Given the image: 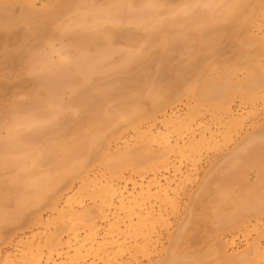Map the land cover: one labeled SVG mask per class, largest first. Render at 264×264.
<instances>
[{
    "label": "bare ground",
    "instance_id": "1",
    "mask_svg": "<svg viewBox=\"0 0 264 264\" xmlns=\"http://www.w3.org/2000/svg\"><path fill=\"white\" fill-rule=\"evenodd\" d=\"M47 1V7L45 8L47 11H44L42 16H40V8L43 9L45 6L37 8L36 4L38 0H0V12L2 13L3 11V14L9 10L12 15L14 8L18 6L16 9H19V11L17 10L19 12L18 19L13 20L15 23L11 21L12 25L3 22L5 21L3 19V21L0 20V30L4 31V33H0V49L13 45H17L16 48L18 49L26 47L33 38H38L39 31L48 29V25L52 24L54 20L62 23L60 19L64 18V15H69L73 9L78 10L77 12L79 10L85 11L86 9H90L89 11L92 13L87 16V11L85 13L79 12V15L74 20L76 22L71 20L72 16L69 19L73 22L70 26H77L78 28L76 29L80 32L78 30H72L71 32V34H74L73 38L75 37L73 40V45H75L71 46L72 48L74 47L73 55L69 51H65V47L63 46L64 50L59 55L55 51L56 58L58 56V61H55L57 63L62 61V64L61 62L58 64L52 62V55H55L52 54L54 53L52 51L54 46L51 45L52 39H49L51 41L48 43V38L46 39L47 41L43 40L42 43L44 44L42 45L44 47L49 46L48 53H38L39 61L32 63L30 74L35 76L34 83L36 88L45 92V99L39 100L36 95H32L29 100L31 109L29 111L24 109L30 114L28 116H26V111L25 113L24 111L20 113L22 109L18 103L13 104L14 102H12L11 106L9 103V106L5 109L11 125V127L9 126L11 129H8L12 131H7V136L0 138V170L2 167L15 166L19 163L16 160H11L9 158L10 155L31 154L30 152H33L34 147H36V145H33L38 142L42 143V146H39V150L38 148L36 149L39 152H36L33 159L30 156H23L24 165L34 164L37 167L42 166L43 168V165L46 164L53 166L51 167L52 170L50 168L49 170L44 169L46 172L42 170L45 173L41 170H39L40 172L37 171L36 181L32 185L26 186V189H30L28 196L22 198L20 201L25 205L49 206L50 211L56 214V218L46 224L45 231H43L44 241L41 245L40 243L34 245V238L35 236H39V233L34 236L20 238L14 246L15 253L19 258L11 254H5L3 257L0 256V264H131L128 260H134L139 253H144L143 255L145 256V254L147 255L151 251L161 248L160 232L168 230L171 225L168 215H166V207L173 208L175 206L177 186H173L174 180L170 181L164 174L168 173L170 168H172L173 161L188 160L194 153L204 148L208 149L212 145L215 146L217 144L216 137L209 127L203 126L200 122L198 123L192 116L184 118L167 116L168 118L164 117V119L159 120L156 113L163 109L164 98L169 93L168 87L161 86V88L159 86L156 90H151L146 96L151 105L149 110L139 105L127 111V114H124L126 121H136L138 124L134 127L136 145L129 149L125 147L124 149L127 150L123 154H95L100 148H104L102 145L105 144L106 140L98 136L100 125L109 123L114 126L117 121L111 122V116L102 114L103 112L100 108L103 100H94L91 89L93 87L89 83L92 82L94 76L100 73L99 67L101 64L106 63L112 55L119 53L120 56L122 55L120 49L113 47L115 45L112 39L117 35H110L109 31L104 32L102 25L106 22L110 24L112 21L113 23H117L115 20L118 19L119 21L121 17V20H123L124 17L122 15L129 13L128 17L127 14L124 16L132 22L133 26L144 30L147 34L146 30L150 32L151 29L156 28L154 23H156L155 20H159L157 18L158 14L156 15L159 5L155 6V0H151L152 4L149 1L148 3L145 1L146 4L140 1L141 5L132 10L131 14L127 11L124 13V9L122 10L121 17L119 15V18L116 19L117 15L112 18L113 16L111 17L110 14L104 12L102 8L97 7L98 9H96L94 8L95 6H90V2L89 5L88 1L85 0ZM120 1L118 0V2ZM124 1L126 5H134L132 0L131 5L129 1L123 0V5ZM159 1L161 0H157L158 4ZM197 2L200 1L197 0ZM201 2L202 4L197 3V5L199 4V9H202V12H198L197 15H199V19H203V22L211 19L214 23H222L241 18L242 25L247 28L245 33L247 37L250 39L255 38L259 53L251 60L246 58L244 61V73L249 79L247 78V81H244L243 84L240 81V85H242L240 88L243 98L248 103H254L256 99L258 101L264 99V41L262 37L258 38L254 34L255 30L260 31V28L264 25V0H201ZM133 5L132 7H134ZM177 7H175V10H177ZM183 7L185 12L182 9L181 12L189 13L186 10L191 6ZM185 7L188 8L185 9ZM75 10L72 12H75ZM108 10L111 12L112 9L109 8ZM169 10L171 11V9ZM175 10L171 11L172 14L177 13ZM117 11L118 13L121 12L120 9ZM112 12L114 13V11ZM36 14H39L40 20L32 21L34 17H37ZM108 15H110V18ZM194 20L191 22L194 23ZM19 22H22V27ZM124 22L122 21V24ZM120 23L119 21L116 25ZM65 26L70 27L69 25ZM87 26L88 29H93L94 32L92 34L86 32L91 31V29H86ZM14 27L17 28L13 29ZM75 27L63 29H66L68 32ZM18 28H24V30L20 31ZM154 32L152 31L153 34ZM186 33L188 34L187 31ZM118 37L120 38V35ZM145 37L150 41L153 35L149 36V38L148 36ZM166 39L165 36H161L160 43L163 46L169 42ZM172 39L175 40V37L168 38L170 42H173ZM147 40H145V43ZM200 40L201 38H198L197 41L200 42ZM45 44L48 46H45ZM96 44H99L101 47L99 45L98 47ZM150 44H152L151 41ZM94 45L97 48L95 47L96 49L91 51L90 48L94 47ZM62 47L59 48L60 51ZM40 48L39 50H41ZM141 49L146 50V48ZM140 50L134 51L132 54L131 52L127 55L124 54L121 59L123 62L121 61L122 63H120V65H123L120 67L128 69L134 62L137 65L136 63L140 61H149L151 59L149 51ZM64 51L70 54V58L67 61H65L66 57L63 55L65 54ZM32 52H30V55H32ZM9 53L7 50L5 51L6 55ZM34 55L35 53L32 56ZM232 78L230 74H226L224 77L225 86L223 85V87L213 90L210 93V97L211 103L214 106L213 108L218 111V115L212 116L213 120L220 123L222 119H226L230 122V127L233 128L238 126L237 112L235 113V110L232 108V100H230V95L233 92L227 90L232 87ZM255 90H260L261 95L259 97H257V94V96L252 94ZM65 91L70 92L69 94L78 99L80 98V103L78 107L74 108L75 111L72 114L78 111L80 114H96L97 117L92 115V119L89 118V121L92 123L89 133H82L74 140H71V142L59 139V141L53 142L54 144L48 142L49 145H47L46 142L50 140L47 138L48 134L46 135V133H50L47 130H50L51 126L53 128L57 126L55 125L57 123L53 124V120H58L57 117L55 119L54 117L57 114L60 116L59 112L66 119H69L71 116L69 113L71 112L69 111L70 109L73 110L71 107L69 108L68 106L69 109L66 107L65 110H63V107L60 110L61 106H64V103H62L64 102L62 100L63 97L61 98L60 96ZM129 97L136 104L141 101L140 95H131ZM0 106L2 107L3 105ZM4 107H2L3 111ZM39 108H42V110L44 108L45 110L40 111ZM190 109L191 111L194 110L193 107ZM66 110L68 112L65 114ZM18 113H20V117ZM118 120L124 121V119ZM146 120L153 123L144 127L143 122ZM156 124L160 125V127L155 128ZM20 127L25 130L29 128L30 130L28 131L24 130L26 133L31 132V129L32 132L23 134V129H20ZM92 136H95V138H91ZM26 146L33 147V150L28 149ZM104 151H107L106 145ZM110 158L111 160H108ZM56 163L57 167L53 165ZM178 175H181L180 170H176L172 177L177 178ZM262 181L261 189H264V179ZM259 202L261 203V201ZM156 203L162 207L157 206L158 208L154 209L153 206L155 207L156 205L154 204ZM163 206H166V209H162ZM253 206L254 210L253 208L252 210L254 212L260 211L261 208L256 209L260 205L256 204ZM249 207L252 206L250 205ZM249 207L242 204V206H239L240 212L244 213L242 208ZM237 208L235 209L237 210ZM238 211L234 216L227 217L228 219H221V224L224 223L226 224L225 226L237 224L241 220L240 217L242 215ZM119 214L123 217H119ZM40 217H34L33 220H30L33 222L31 223L33 227H39L44 224ZM19 218L8 220L10 228L19 223ZM0 223L9 228L8 223H5L4 219ZM101 225H104V227H101ZM255 227L252 230H256ZM240 231L239 234L243 235L246 229ZM258 238L248 243L241 255L235 256L228 254V243L222 241L218 232H213L212 239L215 251L212 255L219 258L223 264H264V245ZM230 244L232 245V242ZM174 252L172 250V253L166 254L167 260H162L163 262L160 263L178 264V260L181 258L179 257L180 259H178L177 257L181 255ZM126 257L127 259L124 260ZM196 260L194 259L193 262L191 260V263H189L197 264L199 260L198 264H200V259Z\"/></svg>",
    "mask_w": 264,
    "mask_h": 264
},
{
    "label": "rangeland",
    "instance_id": "2",
    "mask_svg": "<svg viewBox=\"0 0 264 264\" xmlns=\"http://www.w3.org/2000/svg\"><path fill=\"white\" fill-rule=\"evenodd\" d=\"M85 1H88V4L90 2L91 5H89L95 6L94 8L96 9H98L97 7L102 8L104 12L110 14L111 17L113 16L112 18L117 15V17H115L116 19L119 18V15L121 17V13L123 12L125 13L127 11L131 14V11L138 5H141V2L146 4L145 1H147V3L149 1V3H151V0H132L134 3L133 5L131 0H127L130 2V5L132 4L134 6L132 7V5H126L125 1L124 5L126 6H124L122 4L123 0H121L122 2L120 0V2H118V0ZM190 1L193 2L194 0H161L159 4L157 0H155L156 3L153 1L155 6L159 5L156 15H159H157V18L161 23L159 20H157L158 22L155 20L156 23H154V25L156 28L153 30L151 29L150 32L146 30L147 34L144 30L140 28L139 30L138 27L132 25V22L124 16L127 13L122 15L124 18L123 20H121L122 17L120 18L119 21L121 23L119 25H116L119 23L118 19L115 20L117 23H113L112 21L110 24L106 22L102 25V30L104 32L109 31V33H111L110 35H120V38H117V36L114 37L112 42L115 45L113 47L120 49L122 55L120 56V53L112 55L106 63L104 62L101 64L99 67L100 73L98 72L99 74L94 76L92 82L89 83L93 88L88 84L92 89L94 100H103L100 108L103 113H101L111 116V122H114V120L117 121L114 126L109 123L99 124L100 130L98 136L106 140L105 144L102 145L104 148H100L95 154H123L127 150L124 149L125 147L129 149L136 145L134 127L138 124L136 121H126L124 114L139 105L149 110L151 105L146 96L151 90H156L159 86L168 87L169 89V93L164 98L163 109L156 113L159 120L167 116L172 118L192 116L198 123L200 122L203 126L209 127L211 131L214 132L217 141L215 146L212 145L208 149L204 148L194 153L188 160L173 161L172 168L164 175L170 181L174 180L173 186H177L175 206L173 208L163 206L162 208H167L166 215H168L171 225L168 230L160 232L159 238L162 243L161 248L156 249L157 251H151L149 254H145V256L143 255L144 253H139L137 257L135 256L136 258L134 257V260H128L131 264H157V262L159 264L163 262L162 260H167L166 254L172 253V250L181 255L177 257L178 259L181 258L178 260L179 263L176 261L178 264H188L191 260V262H193L194 259H200V264H220L221 260L212 255L215 251V245L212 239L213 232H218L222 241L228 243V254L235 256L238 254L241 255L246 245L258 237L264 245V189H261V183L264 179V99H260L259 101L256 99L254 103H248L243 98L240 88V86H242L240 85V81L243 84L244 81H247V78L249 79L244 73V61L246 58L251 60L259 53L258 44L255 42V38L250 39L245 34L247 28L242 25L241 18L222 23H214L211 19L207 22H203V19H199L200 17L197 15L198 12H202V9H199V4L197 5V3L202 4L201 0H198L200 2L195 0L193 3ZM46 2L48 3L47 0H38L36 4L37 8L43 7V5L45 6L43 9L40 8V16H42L44 11H47L45 10L47 7ZM195 2L197 3L195 4ZM135 3L137 4L135 5ZM184 3H188L189 5ZM106 6L112 9L111 12ZM183 6H191L189 8L185 7V9L188 8L186 12L189 13L181 12L184 8ZM175 7H177V10H175ZM16 8H18V6ZM16 8L13 9L14 11L11 10L13 12L12 15L9 10L4 12V14L3 11L2 13L0 12V20H5L3 22L11 24V21H15L16 18L18 19L19 9ZM119 9L121 12L118 13L117 10ZM169 9H171V11L174 9L177 13H174V11V14H172ZM89 10H79V12L85 13L87 11L86 14L88 16L92 13ZM122 10L124 11L122 12ZM72 11L69 15L67 14L68 16L64 15V18L62 17L63 19H60L62 23H59L58 20L57 22L54 20L52 23L53 25L50 23L48 25L49 31L48 29L39 31L38 35L40 37L37 35L38 38H33L26 47H20L18 49L16 48L17 45H13L5 49H0V64L4 63L0 66L2 70L0 72V105H3L2 107L5 105L4 111L0 106V138L6 137L7 131L11 129L9 117L7 118V113L5 112L9 103L10 106L12 102H14L13 104L18 103L19 106L21 105L20 107L22 109L20 113L23 111L25 113L26 110L29 111L31 109L29 100L32 95H36L39 100L45 99V92L36 88L34 83L35 76L30 74L32 63L39 61L38 53H48L49 46L45 44V46L47 45L48 47H44L42 45L44 44L42 43L43 40L47 38L48 40L52 39L51 45L54 46L53 49L59 50V48L63 46L65 47V51H69V53L73 55L74 47L72 48L71 46L73 45L75 37L73 38L74 34H71V32L72 30H78L76 29L78 27L70 25L73 23L71 20L74 21L77 15H79V12H77L78 10H75V12ZM112 11H114V13ZM73 13H75V15H73ZM15 15L17 16L15 17ZM110 15H108L109 18ZM40 16L38 14V19L34 17L32 21L40 20ZM128 16L129 13L127 14V17ZM193 20L194 23L191 22ZM122 21H125L124 24H122ZM21 23L19 22L22 27L23 24ZM64 24L70 27L68 28ZM20 25L18 26L20 27ZM62 27L68 29L71 27L75 28L67 32V30ZM18 29H20V31L22 29L24 30V28ZM86 29H88V26ZM89 29H91V31ZM89 29V31L86 32L92 34L94 32L93 29ZM152 31H155L154 34ZM0 33H4V31L0 30ZM155 33L157 34L155 35ZM149 34L153 35V38H150L152 44H150V41L145 37H151ZM254 34L258 38L262 37L264 41V25L260 28V31L255 30ZM161 36H165V38H167L166 40L169 42L170 40H168V38L175 37V40L172 39L173 42L170 43L166 41L167 44L163 46L160 43ZM198 38H201L200 42L197 41ZM145 40H147L146 43ZM50 41L51 40L47 41V43ZM96 45L98 46L99 44ZM63 47L61 51L59 50L60 52L52 49V51H54L52 54H55L52 55L53 58L51 57L52 62H56L55 60L58 59V56L56 58V52L59 55L64 50ZM95 47L94 45V47L90 48L91 51L97 48ZM39 48L41 50H39ZM139 48H146V50H140ZM6 50L10 52L7 55L5 54ZM34 50L36 51L34 52ZM137 50L149 51L151 59L149 61H140L136 63L137 65H135L134 62L132 66H135H131L132 68L123 69V67H120L123 65H120V63L123 62L121 60L122 56L130 52L132 54V52ZM31 51L35 53L34 56H32L34 54L33 52L32 55H30ZM67 52H65V54L62 53L66 57V59L63 58L65 61L70 58V54ZM36 55H38V57H36ZM60 62L62 64V61ZM58 63L56 62V64ZM226 74H230L231 77L234 78H232V87L227 89L229 92H233L231 93L232 95H230V100H232V108L235 110V113L237 112L236 118L238 119V126L233 128L230 127V122L226 119H222L220 123H217L212 118L213 115H218V111L213 108L214 106L211 103L210 93L213 90L223 87V85L225 86L224 77ZM69 93L68 91L62 92L60 97H63L62 100H64V102L62 103H64V106H61L60 110H62L63 107V110H65L66 107L68 108V106L69 108L71 107L73 109L69 110L71 111L69 112L71 116L69 119H66L64 118L65 116L63 117V114L59 112L60 116L57 114L54 117V119L56 117L58 119L57 121L53 120V124L57 123L55 124L57 126L54 128L52 126L51 128L49 127L51 131H47L50 133L44 131L46 135L48 134L47 138L50 139L46 142L47 145H49V143L54 144L53 142L56 140L59 141V139L65 142H71V140H74L80 134L89 133L92 127L89 118H91L93 114H80L78 111L72 114L75 111L74 108L78 107L80 98L78 99ZM252 94L255 96L258 95L257 97H259L261 92L260 90H255ZM131 95H140L141 101L136 104V102L129 97ZM6 104L8 105L6 106ZM191 106L194 109L193 111L190 109L192 108ZM39 110L44 111L45 109L43 108L42 110V108H39ZM67 110L65 114L68 112ZM28 111H26V116L29 114L27 113ZM20 113H18L19 117L21 116ZM93 116L97 117L96 114ZM118 119H124V121ZM143 123L144 127H146L153 122L146 120ZM154 127L158 128L160 125L156 124ZM20 129H23V132L25 130L22 127H20ZM26 130L28 131L30 129L28 128ZM22 131L20 130V132ZM31 132H24L23 134H29ZM44 137L46 136L44 135ZM91 138H95V136ZM41 144L40 142L35 143L33 146L36 145V147H34L33 152L28 150H33L32 146V148L26 146L28 149L25 148L31 154L10 155L9 158L11 160H16L19 163L15 166L2 167L0 170V220L2 221L4 219L5 223H8V220L20 217L19 220L21 221H19L17 225L15 224V226H12V228H10L11 226L9 223V228H6L4 224L0 223L1 257L5 254H11L19 258L15 253L14 246L16 242L23 237H30L39 233L40 235L34 238V245L37 243L41 245L44 241L43 231H45L46 224L56 218V214L50 211L49 206L44 205L39 207L33 204L25 205L20 201L22 198L28 196L30 189H26V186L32 185L36 181V172H40L39 170L42 171L44 169L49 170V168L51 169V167H53L46 164L43 165V168L42 166H39V168L34 164L24 165L23 156H30V158L33 159ZM105 145L107 151H104ZM37 148L38 150H36ZM111 158L108 160H111ZM53 165L56 167L58 166L57 163ZM176 170H180L181 175H178L177 178H173L172 176ZM259 201H261V203ZM254 202L256 203L254 204ZM238 204L239 206L245 204L248 207L250 205L252 207L242 208L244 212L242 213V211L240 212L239 206H237ZM256 204L258 206L260 205L259 207L255 206L257 207L256 209H261L260 211L254 212L253 205ZM154 205H156L155 207L153 206L154 209L160 206L158 203ZM235 208H237V210ZM237 211L239 214L241 213L243 215L240 214L241 220H239L237 224L231 226H225L226 224L224 223H222L224 225L221 224V219L232 217ZM119 215V217H123L121 214ZM39 216H41L40 218L44 224L39 227H33L31 224L33 222L30 220ZM101 227H104V225H101ZM253 227H255L256 230H252ZM242 228L246 229L243 235L239 234L241 232L240 230H243ZM229 242H232V245ZM229 244L231 247H229ZM177 253L176 255H178ZM126 259L127 257L124 258V260ZM221 264L223 263L221 262Z\"/></svg>",
    "mask_w": 264,
    "mask_h": 264
}]
</instances>
